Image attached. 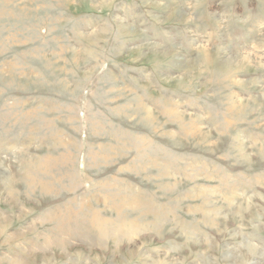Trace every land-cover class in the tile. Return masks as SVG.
Segmentation results:
<instances>
[{"label": "rangeland", "instance_id": "rangeland-1", "mask_svg": "<svg viewBox=\"0 0 264 264\" xmlns=\"http://www.w3.org/2000/svg\"><path fill=\"white\" fill-rule=\"evenodd\" d=\"M0 264H264V0H0Z\"/></svg>", "mask_w": 264, "mask_h": 264}]
</instances>
